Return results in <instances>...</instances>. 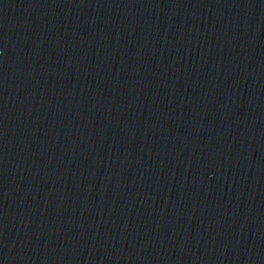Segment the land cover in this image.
Returning a JSON list of instances; mask_svg holds the SVG:
<instances>
[{"label": "water", "instance_id": "obj_1", "mask_svg": "<svg viewBox=\"0 0 264 264\" xmlns=\"http://www.w3.org/2000/svg\"><path fill=\"white\" fill-rule=\"evenodd\" d=\"M0 264H264V0H0Z\"/></svg>", "mask_w": 264, "mask_h": 264}]
</instances>
